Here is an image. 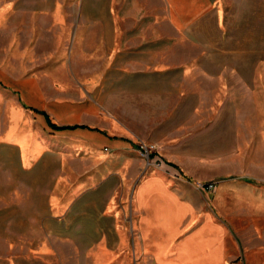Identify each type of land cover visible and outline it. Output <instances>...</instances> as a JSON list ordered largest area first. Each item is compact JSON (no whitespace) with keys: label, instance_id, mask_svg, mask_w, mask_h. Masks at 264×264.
Returning <instances> with one entry per match:
<instances>
[{"label":"crops","instance_id":"obj_1","mask_svg":"<svg viewBox=\"0 0 264 264\" xmlns=\"http://www.w3.org/2000/svg\"><path fill=\"white\" fill-rule=\"evenodd\" d=\"M259 50L264 57V0H1L0 216L42 203L40 216L60 221L66 165H125L136 175L142 145L131 126L117 133L113 106L130 123L140 107L162 104L163 89L184 86L177 105L236 120L252 96L243 90L264 83ZM135 187L149 263L243 259L225 224L200 214L159 170ZM158 192L174 203L173 220L148 207ZM260 245L248 264L264 263Z\"/></svg>","mask_w":264,"mask_h":264},{"label":"rangeland","instance_id":"obj_2","mask_svg":"<svg viewBox=\"0 0 264 264\" xmlns=\"http://www.w3.org/2000/svg\"><path fill=\"white\" fill-rule=\"evenodd\" d=\"M261 52L256 61L264 71ZM188 91L184 86L163 89L162 104L140 107L138 115H130V123L128 114L122 121L121 107H111L116 109L117 119L111 120L117 133L124 134L122 124L131 126L135 140L148 149L149 157L140 155L145 165L136 175L132 166L66 165L60 221L43 219L42 203H34L31 213H3L0 259L15 264H151L139 234L135 182L159 170L200 214L209 212L225 224L230 246L241 243L243 259L226 264H248L251 248L261 244L264 249V83L243 90L252 96L242 99L248 104L235 107L236 120L228 113L220 120L210 118L209 107L195 111L177 105L181 93ZM160 192L147 205L168 222L176 208Z\"/></svg>","mask_w":264,"mask_h":264},{"label":"trees","instance_id":"obj_3","mask_svg":"<svg viewBox=\"0 0 264 264\" xmlns=\"http://www.w3.org/2000/svg\"><path fill=\"white\" fill-rule=\"evenodd\" d=\"M50 125H51V127L52 128H54V129H63V128H67V127H61V126H58V125H56V124H54L51 120H50ZM151 156H155L154 154H152ZM248 182H251V180H249V179H246Z\"/></svg>","mask_w":264,"mask_h":264},{"label":"built area","instance_id":"obj_4","mask_svg":"<svg viewBox=\"0 0 264 264\" xmlns=\"http://www.w3.org/2000/svg\"><path fill=\"white\" fill-rule=\"evenodd\" d=\"M140 151H141V154L143 156H148L149 157L148 149L146 147L142 146L141 149H140Z\"/></svg>","mask_w":264,"mask_h":264}]
</instances>
